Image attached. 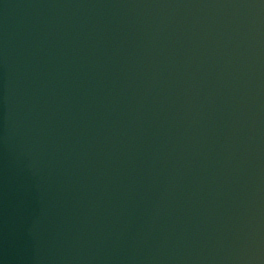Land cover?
Masks as SVG:
<instances>
[{"label": "water", "instance_id": "1", "mask_svg": "<svg viewBox=\"0 0 264 264\" xmlns=\"http://www.w3.org/2000/svg\"><path fill=\"white\" fill-rule=\"evenodd\" d=\"M0 264H264V0H0Z\"/></svg>", "mask_w": 264, "mask_h": 264}]
</instances>
